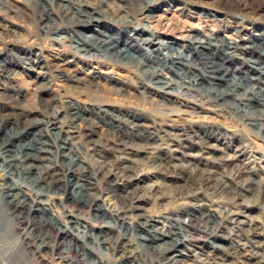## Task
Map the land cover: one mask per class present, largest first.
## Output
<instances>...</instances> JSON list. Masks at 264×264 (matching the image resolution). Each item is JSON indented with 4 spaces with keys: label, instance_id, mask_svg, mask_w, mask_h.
Here are the masks:
<instances>
[{
    "label": "bare ground",
    "instance_id": "obj_1",
    "mask_svg": "<svg viewBox=\"0 0 264 264\" xmlns=\"http://www.w3.org/2000/svg\"><path fill=\"white\" fill-rule=\"evenodd\" d=\"M3 1L0 7L6 11L36 19L38 35H30L29 42L32 37L53 34L55 37L52 36L51 40L71 49L75 57L88 61L102 58L109 66L117 64L121 68L126 67L123 62L133 60L130 52L136 51L145 58L148 66L151 65L149 81L155 85L141 84L140 93L148 90L150 93V89H154L155 93L167 96L162 99L167 105H175L172 97L183 96L186 102L180 106L192 110V113H198L204 101L213 103L218 110L233 109L242 121L261 133L260 139H264V121H261V116L264 118V27H258V31L251 33L243 43L227 42L218 36H208L206 39H195L194 36L189 44L183 46L157 41L159 38L150 31L149 36L144 37L147 27L138 24V27H133L128 20V16L138 14H146L145 17L150 18V13L164 0H117L123 4L114 10L122 13V20L109 19L106 10L86 0H44L43 3L29 4L32 10L39 9V16L36 15L37 11L16 9ZM56 5L61 9L66 6V15L74 19L73 24L64 23L60 12L55 9ZM8 31L13 32L12 29ZM66 31L71 33L70 37L60 34ZM88 31L91 33L88 34ZM233 57L240 63L230 67L227 63ZM55 60L50 63L49 69L66 82H71L74 89L87 84L85 76H77L69 70L67 60ZM2 70L0 78L11 71L10 68ZM26 70L30 71L31 68ZM166 73H170V76ZM94 79L95 85L103 90L111 81L114 84L111 89L115 92H122L127 87L121 78L114 76L101 74ZM42 80V86L49 82L47 77ZM25 99L18 90L6 87L0 81V193L5 204L1 211L11 220L6 229L0 224V235L8 230L16 233L17 237L15 244L0 243V253L5 255V250L10 253L6 259H0V264H177L178 257L184 255L178 248L185 244L194 246L196 237L205 238L200 249L207 247L213 250L217 247L214 242L223 239L217 232L221 227L220 221L212 218L211 209L204 208L207 206L205 204H190V209L178 207L165 211L164 215L158 216L167 220L169 225L163 231L157 230L154 225L156 215L149 214L146 208L152 198L140 194L133 187L134 181L149 174L145 170L147 166L155 168L159 174H162L160 170L166 175L173 173L169 178H177L158 145H178L187 130L186 124L163 125L156 122L154 117H149L141 124L131 123L132 132L118 131L111 141L105 143L94 137L92 129L76 127L77 122H87L88 119L84 112L74 107L72 100L67 106L62 104L63 101L56 106L54 103L58 100L52 102L50 98H39L37 108L32 110L24 106ZM255 105L263 107L258 114L252 111ZM62 108L63 113L66 111V119L60 124L58 115ZM6 109H11V113L3 114ZM164 109L170 113L166 116L187 114L186 109L179 107ZM32 114L39 116V119L31 120ZM136 116L134 113L132 117ZM118 123L116 121L115 126L119 129ZM206 127H198L195 141L198 151L210 152L214 147L209 141H217L216 136L227 129L218 125ZM74 137L82 143L85 154L96 158L92 162V171L84 166L89 164L85 154L70 142ZM193 146L186 148L192 149ZM243 147L235 148V157L243 155ZM67 148L72 154L66 155V163L58 165L52 162L45 170L44 166L38 165L37 162L43 160L42 152L55 158ZM246 169V166H242L234 171L226 170L222 176L232 180ZM209 173L205 168L197 171L199 183L190 185L189 197H197L200 190L212 195L220 189L212 183ZM232 188L237 192L240 186ZM96 189L100 192L98 195L92 193ZM263 192L261 190L260 200L264 199ZM101 194L114 197L115 205L106 206ZM180 194L183 192L177 191L172 197ZM50 198L57 200L60 211L53 209L51 205L54 203L48 202ZM160 198H163L162 195ZM237 201L238 196L229 205L235 206ZM84 210L93 212V217H88L91 221L80 215V211ZM66 215L69 219L65 218ZM112 233H115L114 240L110 236ZM131 240L145 246L147 253L135 259L125 253V241ZM92 253L95 258L90 257ZM116 253L119 254L118 258L115 257ZM220 259L225 258L221 256Z\"/></svg>",
    "mask_w": 264,
    "mask_h": 264
},
{
    "label": "rangeland",
    "instance_id": "obj_2",
    "mask_svg": "<svg viewBox=\"0 0 264 264\" xmlns=\"http://www.w3.org/2000/svg\"><path fill=\"white\" fill-rule=\"evenodd\" d=\"M5 1L8 6L13 8L30 9L31 11L32 7L28 6L29 4L34 2L43 3L44 0H4L3 2ZM86 1L97 5L102 10H106L109 19L122 20L124 18L122 13L114 10L120 4H123L122 2H117V0ZM65 7L61 9L60 6L56 5L55 9L60 12L64 23L73 24L74 19L66 15L67 10ZM32 11H37V16L41 14L39 9L33 8ZM150 14V18L145 17L146 14L128 16V20L133 23V27H138L136 24L147 27L148 31L144 32V37H148L150 31L154 32L156 38H159L156 39L157 41H167L183 46L189 44L194 36L195 39L196 37L206 39L208 36H218L227 42L243 43L246 42L251 33L258 31V27H264V0H164V2L158 3V7ZM35 20L14 15V13L0 7V74H2V69H11L6 77L0 78V81L6 87L15 88L24 95L26 98L24 106L28 109H36L39 98L48 100L50 98L52 102L58 100L54 103L57 104L56 106L61 105L60 102L62 101V104L67 106L69 101L72 100L71 103H74V107H77L80 112H84V116L88 119L87 122H77L76 127L79 129L82 127L92 129L94 137L103 142L111 141L118 131L127 134L132 132L131 123L141 124L145 118L149 117H154L157 120L156 122L163 123V125L186 124L187 130L182 134L181 142L178 145L166 146L164 143L158 145L169 160L170 169L176 172L177 178L171 179L169 175H173V173H167L166 175L163 170H160L162 174H159L155 168L147 166L148 168L146 167L145 170H148L149 174L144 176L143 179L133 182V187L140 194L152 198L146 208L149 214L156 215L155 228L157 227V230L163 231L169 225L168 221L161 217L165 211L178 207L190 209V204H205L207 206H204V208L211 209L212 218L220 221L221 227L220 230L217 229V232L223 239L214 242L217 247L213 250L207 247L200 249L199 247L205 243V238L196 237L194 246L185 244V246L178 248L184 252V255L178 257L177 264H264V199L260 200L261 190H264V139H260L261 133L242 121L239 114L233 109L218 110L213 103L204 101V103H201L198 113H192V110L180 106L186 102L183 100L185 98L183 96L172 97L176 102L175 105H167L162 102V99L167 96L162 93H155L154 89H150V93L149 90L144 94L140 93L141 84L155 85L149 81L150 71H152L151 65L148 66L149 63L136 51L130 52L134 57L133 60L127 63L123 62L126 67L121 68L117 64L109 66L102 58L88 61L75 57L74 53H71V49L51 40L52 36L55 37L53 34L32 37L33 39L29 42L30 35H38L36 34L38 31ZM106 23L108 22L106 21ZM4 26L7 27L4 28ZM9 29H12L13 32H9ZM87 33L90 34L91 32L88 31ZM60 34L71 36L69 31L60 32ZM4 41L6 42L4 43ZM184 53L187 52L184 51ZM59 59L67 60L68 66L71 67H69V70L75 72L77 76H85L88 80L87 84L80 85L82 88L74 89L71 82H66L63 77L51 71L49 69L50 63L54 60L58 62ZM239 63V60L233 57L227 65L233 67L239 65ZM29 67L31 70L27 71L26 68ZM101 74L121 78L127 86L126 90L122 92L113 91L111 89L114 86L113 81L107 83V88L104 90L102 87L96 86L94 78ZM166 75L170 76V73H166ZM43 77H47L49 80L47 85L44 86H42ZM100 105H102L101 108L98 107ZM164 107L186 109L187 114H181L178 117L166 116L170 113H166ZM262 109L263 107L260 105H255L252 111L258 114ZM61 110L62 112L60 111L61 113L58 115L60 124L66 119L64 116L66 111L64 110L63 113V108ZM10 111L11 109H6L3 114H10ZM134 113L138 117H132ZM30 118L31 120L39 119V116L32 114ZM263 119L261 116L262 122ZM116 121L119 122L120 130L115 126ZM214 125L225 127L227 130H223L224 133H221L220 137L216 136L218 137L217 141H209L210 145L214 147L210 152L198 151L195 141V135L199 133L198 127L207 128L206 126ZM45 136L47 137V135ZM70 142L76 147L75 149H79L80 152L85 154L82 143L76 137L72 138ZM188 145H194V149H187ZM242 145H244L243 155L235 157V148ZM69 154H72V152L68 148L59 152L55 158L42 152L41 157H43V160L37 163L44 166L45 170V168L52 165V162L58 165L66 163L68 161L66 155ZM140 158L142 157L140 156ZM85 159L89 164L87 163L84 166L92 171V162H95L96 158L86 153ZM224 163H227V165ZM242 166H246V172H240L232 180H227L222 176L226 170L234 171ZM202 168L210 172L208 175L212 177V183L220 189H217V192L212 195L207 191L200 190L196 195L197 197H189L190 185L199 183L197 181V171ZM235 185L240 186L237 192L232 188ZM153 189L157 191L155 192ZM177 191L183 192V194L176 195L173 198V194ZM92 193L98 195L100 192L96 189ZM161 195L163 198H160ZM101 196L106 206L115 205V198L110 194H101ZM237 196V205L230 206V202ZM83 197L85 196L83 195ZM48 202L54 203L51 206H54L55 211L61 210V206L59 207V204H56V199L50 198ZM55 205H58V207H55ZM4 208V200L0 193V224L6 229L11 220L8 216L2 214L1 210H4ZM80 213L84 218L93 217V212L87 210L80 211ZM67 217L68 215L65 218L69 219ZM89 218L88 220L91 221ZM137 232L135 233L137 234ZM110 236L113 240L115 239V233ZM16 241V233L7 230V232L0 235L1 244L11 245L12 243L15 244ZM78 242L81 243L79 240ZM136 242L138 241H125L126 244L124 245L125 253L131 255L134 259L141 254H146L148 251L145 246L141 244L140 246ZM5 253V255L2 252L0 253L1 260L6 259L10 254L6 250ZM14 254L18 255L17 252H14ZM248 254H251L252 257L249 258ZM221 256L225 259L221 260ZM90 257L95 258V255L92 253ZM115 257L118 258L119 254L116 253Z\"/></svg>",
    "mask_w": 264,
    "mask_h": 264
}]
</instances>
